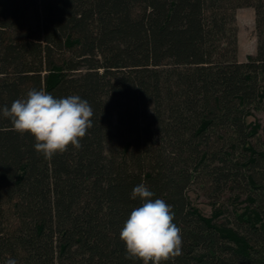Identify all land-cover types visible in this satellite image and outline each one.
I'll use <instances>...</instances> for the list:
<instances>
[{
	"label": "trees",
	"instance_id": "16d2710c",
	"mask_svg": "<svg viewBox=\"0 0 264 264\" xmlns=\"http://www.w3.org/2000/svg\"><path fill=\"white\" fill-rule=\"evenodd\" d=\"M32 88L94 115L51 158L0 116V264H143L119 238L140 183L181 229L161 264H264V0H0V106ZM196 185L227 206L203 213Z\"/></svg>",
	"mask_w": 264,
	"mask_h": 264
},
{
	"label": "clouds",
	"instance_id": "9594fccd",
	"mask_svg": "<svg viewBox=\"0 0 264 264\" xmlns=\"http://www.w3.org/2000/svg\"><path fill=\"white\" fill-rule=\"evenodd\" d=\"M93 115L89 102L79 95L55 97L35 88L10 106H0V116L9 119L17 132L31 134L35 151L45 158L64 152L69 144L79 147L80 138L92 126ZM154 196L145 183L134 186L130 198L139 199L140 204L131 210L119 232L127 256L143 264H161L178 256L182 248L181 229L174 223L172 206ZM6 264L17 261L10 258Z\"/></svg>",
	"mask_w": 264,
	"mask_h": 264
},
{
	"label": "rangeland",
	"instance_id": "374dc122",
	"mask_svg": "<svg viewBox=\"0 0 264 264\" xmlns=\"http://www.w3.org/2000/svg\"><path fill=\"white\" fill-rule=\"evenodd\" d=\"M236 25L238 28L239 60H246L250 54H255L257 49V32L255 26V12L252 7H241L236 11ZM256 118L264 124V111L256 112ZM191 201L206 215L213 214L223 205L227 206L229 192L226 191L219 203H213L206 192L196 185L190 190Z\"/></svg>",
	"mask_w": 264,
	"mask_h": 264
},
{
	"label": "crops",
	"instance_id": "0c3cea01",
	"mask_svg": "<svg viewBox=\"0 0 264 264\" xmlns=\"http://www.w3.org/2000/svg\"><path fill=\"white\" fill-rule=\"evenodd\" d=\"M239 57V56H238Z\"/></svg>",
	"mask_w": 264,
	"mask_h": 264
}]
</instances>
